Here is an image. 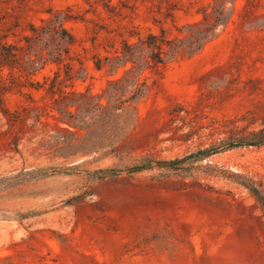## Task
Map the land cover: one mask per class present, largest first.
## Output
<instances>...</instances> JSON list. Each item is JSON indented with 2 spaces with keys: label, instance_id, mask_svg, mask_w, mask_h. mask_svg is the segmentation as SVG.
Listing matches in <instances>:
<instances>
[{
  "label": "rangeland",
  "instance_id": "rangeland-1",
  "mask_svg": "<svg viewBox=\"0 0 264 264\" xmlns=\"http://www.w3.org/2000/svg\"><path fill=\"white\" fill-rule=\"evenodd\" d=\"M204 9L224 18L215 35L144 69L137 101L6 99L0 264H264V208L244 185L264 192V0H0V32L14 40L30 21L65 16L85 76L65 88L98 93L124 72L97 70L95 57L130 33L182 36Z\"/></svg>",
  "mask_w": 264,
  "mask_h": 264
},
{
  "label": "trees",
  "instance_id": "trees-1",
  "mask_svg": "<svg viewBox=\"0 0 264 264\" xmlns=\"http://www.w3.org/2000/svg\"><path fill=\"white\" fill-rule=\"evenodd\" d=\"M201 13L202 18L188 25L185 28L186 34L182 36L169 38L165 29H161L160 33H130L129 37H135L136 40L123 37L121 45L114 47L113 54L106 56V62H102L101 57H95L94 65L97 70L105 68L112 74L121 68L124 72L123 77L108 79L107 86L98 93H93L89 87L85 91L65 88L67 80L85 78L82 74L83 62L72 51L77 38L66 27L65 16L52 13L41 18L40 23L30 21L14 40L8 39L7 32H0V110L4 111L2 104H5L9 96L24 98L29 104L42 91L50 95L55 104H88L90 101L95 104H125L137 101L144 95L147 87L140 78L144 69L165 66L182 54L192 55L198 52L215 35L220 21H224L219 16L221 14L210 22V12L204 9ZM179 30L181 31L180 28ZM75 61L81 65V73L76 75L73 74ZM50 65L56 66L52 75L44 72ZM246 143L242 140L232 141L224 146L202 148L186 157L160 163L177 165L188 158L209 156ZM119 171L117 168L98 170L102 176L115 175ZM244 185L264 208V192L252 180L244 182Z\"/></svg>",
  "mask_w": 264,
  "mask_h": 264
}]
</instances>
